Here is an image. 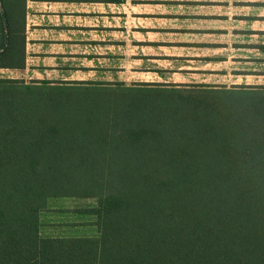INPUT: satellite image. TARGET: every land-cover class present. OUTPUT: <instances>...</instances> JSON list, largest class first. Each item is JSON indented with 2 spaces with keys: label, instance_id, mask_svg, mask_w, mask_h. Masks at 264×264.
<instances>
[{
  "label": "trees",
  "instance_id": "1",
  "mask_svg": "<svg viewBox=\"0 0 264 264\" xmlns=\"http://www.w3.org/2000/svg\"><path fill=\"white\" fill-rule=\"evenodd\" d=\"M5 6L0 69H21L23 39L17 60ZM41 83L24 92L21 81L0 79V264H264L262 87ZM63 107L79 115L59 117ZM67 118L87 137L73 148L63 145L74 128ZM45 129L47 141L32 136ZM58 149L89 166L50 169ZM107 154L110 169H94ZM59 199H93L77 214L93 217L96 234L43 235L41 214Z\"/></svg>",
  "mask_w": 264,
  "mask_h": 264
},
{
  "label": "crops",
  "instance_id": "2",
  "mask_svg": "<svg viewBox=\"0 0 264 264\" xmlns=\"http://www.w3.org/2000/svg\"><path fill=\"white\" fill-rule=\"evenodd\" d=\"M3 2L23 39L25 67L0 70L24 77L96 81L107 62L123 70L112 77L187 84L235 59L264 63V0Z\"/></svg>",
  "mask_w": 264,
  "mask_h": 264
},
{
  "label": "rangeland",
  "instance_id": "3",
  "mask_svg": "<svg viewBox=\"0 0 264 264\" xmlns=\"http://www.w3.org/2000/svg\"><path fill=\"white\" fill-rule=\"evenodd\" d=\"M125 1V0H124ZM13 35V41L15 43L16 47V57L17 60L21 57V48H22V37L19 33V28L15 30V32L12 34ZM0 38H1V33H0ZM236 47V46H235ZM238 47V46H237ZM240 48V47H238ZM243 48V47H241ZM126 54L128 53L125 51ZM212 61V60H210ZM233 61H239V64H231L228 63L227 65H224L222 67H218L217 71H203L199 72L201 75H198V78L195 80H189L190 83L187 84H164V86H177L178 89H189L192 88L193 86H211L214 89H223V90H236L237 87H243V88H259L262 87V90H260V93H264V63L261 61L260 63L258 61H255L256 63H252L249 61H245L242 59H235ZM118 66H121L120 64H117ZM204 66L202 64H199L198 66ZM114 64L113 63H107L104 68V78H100L96 81L92 82H105V83H120L124 82L127 85H133V84H150V85H157V84H162V83H154V79L152 78H144V79H133V78H127V77H122L119 78L117 74H115V77H112L113 71L116 73L119 71V69H114L113 68ZM120 71H123L122 69ZM119 71V72H120ZM213 74V75H211ZM112 75V76H111ZM206 75V76H203ZM238 76V77H237ZM247 76V77H245ZM10 78H16L19 79L23 84L20 85V88L22 91L27 92V86H37L41 85L43 81H46L47 79H36L33 77H24L22 75H17L16 73H7L3 72L0 70V79H10ZM192 78V77H190ZM51 85H56V84H61L63 82H58L59 79L54 78V79H48ZM89 78L87 79H75V81H88ZM201 80H204V82H210V85H202L201 83H197ZM91 82V81H90ZM206 84V83H203ZM51 91V90H49ZM47 89L45 92H49ZM25 94V93H24ZM37 106H40V104H36ZM49 110H52L51 107H48ZM79 110H75L73 107H63V112L62 116L58 115L59 117H69L70 115L76 116L77 113L79 115ZM55 120L49 118V123H51L52 127H55ZM73 123L74 128L70 126L69 131H64L62 132V135L64 136L63 138V145L67 146V148H73V146L70 145L72 143L71 141L73 139H76L78 137H83L84 141H87V137L82 134L81 129L77 127L76 120L74 118H67L65 119V124ZM76 124V126H75ZM56 128V127H55ZM49 129V128H48ZM87 130V128H85ZM46 129L41 132L37 131L32 136H36V138H39V140H44L46 136L49 134V130L45 132ZM53 133V132H50ZM246 137H243L245 139ZM249 140V139H248ZM30 149L35 150L39 149L35 148L34 146L28 145ZM114 147V145H109L107 151L111 152L110 150ZM94 146H87L83 145V149L88 153L91 157H94ZM77 149V148H75ZM45 151V150H44ZM43 151V152H44ZM58 152L60 153L61 157L53 160L52 162V170H62L61 172L63 173H80L83 172L80 168H87L88 166L86 164L84 165H77V160L78 157L76 155H73L72 151L64 150V149H58ZM31 154L33 152H30ZM101 153V151H99ZM262 153V148H255V150L252 152L254 156L260 155ZM67 154V155H66ZM34 157L36 158V154H33ZM110 155L107 154L104 155L103 159H100L96 167H93L94 169H110L107 165L110 160ZM262 161H264V156L259 157ZM39 161L38 164V169H44L42 168V165L44 162L40 159L37 158ZM108 161V162H106ZM115 168V167H112ZM111 168V169H112ZM115 170V169H112ZM111 170V171H112ZM260 173L264 172V167L261 170H258ZM85 174V173H84ZM85 177V175L83 176ZM95 201L93 199H84V200H74V199H59V200H53L49 203V209L41 214V222H42V228L41 232L43 235H66V236H84V235H92L96 234V230L92 226H88L89 224L91 225L93 222V217L91 216H81L77 214L78 210L81 208H87L91 205H94ZM71 224H87L83 225L82 227H71Z\"/></svg>",
  "mask_w": 264,
  "mask_h": 264
}]
</instances>
